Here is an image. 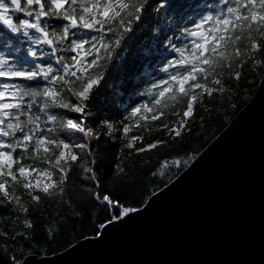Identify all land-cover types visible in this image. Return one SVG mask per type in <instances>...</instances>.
Returning <instances> with one entry per match:
<instances>
[{
    "label": "snow or ice",
    "instance_id": "1",
    "mask_svg": "<svg viewBox=\"0 0 264 264\" xmlns=\"http://www.w3.org/2000/svg\"><path fill=\"white\" fill-rule=\"evenodd\" d=\"M222 3L219 11L201 15L193 27L182 29L188 42L178 45L167 39L165 47L177 55L159 69L166 75L151 78L139 93L148 99L133 106L117 127L109 119L90 126L91 98L124 50L126 37L142 21L148 0H0V34L6 29L29 44L23 52L10 44L8 54L0 52V194L8 198L9 187L22 182L31 200L42 202L41 193L43 199H62L76 167L86 179H98L84 163L92 162L93 140L119 132L132 148L140 139L128 137L133 125L148 126L140 121L159 120L183 105V116H189L198 99L194 90L210 93V76L240 63L236 57L242 51L253 56L259 52L261 43L253 37L264 41V0ZM164 7L160 4L156 11ZM98 129L103 132L98 134ZM91 195L106 205L116 204L107 194ZM129 211L136 209L124 208L122 214Z\"/></svg>",
    "mask_w": 264,
    "mask_h": 264
},
{
    "label": "trees",
    "instance_id": "2",
    "mask_svg": "<svg viewBox=\"0 0 264 264\" xmlns=\"http://www.w3.org/2000/svg\"><path fill=\"white\" fill-rule=\"evenodd\" d=\"M160 4L165 7L157 12ZM223 7L222 0H148L142 21L126 37L124 50L109 66L91 98L89 111L94 115L89 117L90 126L109 119L118 127L133 106L148 99L139 93L151 83V78L166 75L159 69L177 55L165 47L167 39L178 45L188 42L182 29L193 27L201 15ZM253 39L261 43V50L254 56L251 51H242L236 57L240 63L233 62L232 69L225 67L221 75L210 76V93L195 89L198 99L189 116H183V105L159 120L140 121L148 126L133 125L128 137L140 139L132 142V148L127 147L129 139L119 132L93 140L92 162L84 163L95 170V182L86 179L84 170L76 167L62 199H43L41 193L42 202L31 200L22 182L9 187L8 198L0 194V248L8 263L19 264L28 255H54L84 238L97 236L101 226L119 218L124 208H141L151 195L183 171L246 105L264 79V41ZM9 44L13 48L20 46L22 52L29 46L26 38L18 40L16 34L5 29L0 34V52L8 54ZM214 79L219 84L212 83ZM176 131L180 134L176 135ZM101 132L98 129V134ZM149 143H156V147L149 149ZM141 148L145 150L139 151ZM91 191L109 195L116 204L96 200ZM26 221L32 227H26Z\"/></svg>",
    "mask_w": 264,
    "mask_h": 264
},
{
    "label": "water",
    "instance_id": "3",
    "mask_svg": "<svg viewBox=\"0 0 264 264\" xmlns=\"http://www.w3.org/2000/svg\"><path fill=\"white\" fill-rule=\"evenodd\" d=\"M0 264H9L0 248ZM19 264H264V79L230 123L136 211Z\"/></svg>",
    "mask_w": 264,
    "mask_h": 264
},
{
    "label": "bare ground",
    "instance_id": "4",
    "mask_svg": "<svg viewBox=\"0 0 264 264\" xmlns=\"http://www.w3.org/2000/svg\"><path fill=\"white\" fill-rule=\"evenodd\" d=\"M131 209V208H130ZM113 216V215H112ZM125 215L122 214V217H124ZM115 218V217H114Z\"/></svg>",
    "mask_w": 264,
    "mask_h": 264
},
{
    "label": "rangeland",
    "instance_id": "5",
    "mask_svg": "<svg viewBox=\"0 0 264 264\" xmlns=\"http://www.w3.org/2000/svg\"><path fill=\"white\" fill-rule=\"evenodd\" d=\"M123 213V212H122Z\"/></svg>",
    "mask_w": 264,
    "mask_h": 264
}]
</instances>
